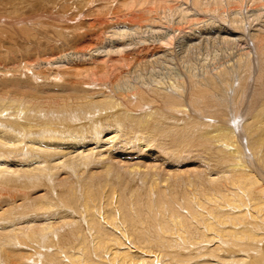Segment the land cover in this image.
I'll return each mask as SVG.
<instances>
[{
  "label": "bare ground",
  "instance_id": "bare-ground-1",
  "mask_svg": "<svg viewBox=\"0 0 264 264\" xmlns=\"http://www.w3.org/2000/svg\"><path fill=\"white\" fill-rule=\"evenodd\" d=\"M9 1L15 2L10 8L16 13H20L19 11L24 8V5L21 6V4H24L22 0ZM44 1H47L48 4L49 2H52L54 5L59 6L58 11L62 13V16H68L71 12V14L73 16L76 15L75 17H78V19L83 17V15L87 16L85 19L83 17V20H80L79 22L74 20L67 22L61 20L62 16L59 17L60 15L57 16V12H54L55 15H50V19L57 21L56 23L51 22L47 18L42 19L40 17L39 20H36V18L34 21L32 17H29L30 19H25V21L19 19L17 22H10V19L3 24L1 23L2 20L0 21V41L3 39L6 41V43L3 41L0 42V53L3 54L6 61H8V53L16 51L18 53L16 58L19 59L17 64L21 63L19 64V67H15L14 69L11 68L12 70H10L9 66H2L0 64V86L10 90L9 77L14 75V72L15 74L18 72V75H20V78L17 77L18 80H22L21 77H25L29 78L24 79L25 82H30L25 83L22 81V84V82H19L20 80H16L19 82H17V88H15L17 84L14 85L17 93L14 95H11L14 92L9 93V96H7V93L5 92H1L0 94V119L6 121L11 116L10 114H12V117L14 116L13 123L15 120L17 122L21 121L22 127L25 130L29 129L26 133L28 136H26L24 135L26 131L23 130V128L21 131L15 128L17 125L16 123L14 127L13 123V125L10 124L11 121H9L10 123L7 121V124L6 122L0 121V184L24 187L28 186L30 180L37 183L38 181H43L44 178H47V181H49L47 182L44 180L45 184L47 183L54 188L56 187L55 180L57 174H59L60 170H66L70 173V180L73 178H79L86 186L84 189L83 201H80L83 205L81 206L78 204L79 199L77 198V193L74 188L71 193L66 192L71 188L67 185L63 187L61 192L59 191L60 196L58 202H55V195L51 194L54 192L51 191H49L50 193L48 195L35 199L36 204L33 206L31 203L33 211L31 210L32 212L29 214L27 213L28 216H23L25 218L19 216L15 217V215L13 216L12 214L14 213V210L17 212L22 206L28 205V208L32 209L30 204H27L26 202L6 210L4 214L0 215V264H34L36 262L31 263V260L41 258L43 253L50 256L51 260L56 258L55 256H64L65 253H61L59 250L54 252V249H51L52 246L49 248L46 247V245H49L51 236H55L60 230L63 228L65 229V227L66 229L68 227L69 230L70 228H76L74 231L79 229V232L82 233L81 244L83 245L79 249L84 250L85 254H87L89 257L87 260L91 261L90 264H264V233H259L258 230L253 229V227H235L227 225V222L229 221H232L233 224L237 223V219L242 216L240 214L242 210L237 214H232V211L230 213L226 211V213H223V209L221 210L222 213H217L218 208H213L214 210H211L212 207L210 211H208L213 214L215 220L211 217H206L209 213L206 212L207 214L205 213V216L201 211L207 218L206 222H202L206 223L208 229L211 231L216 230V226L219 224L225 225L226 227H220L222 228L221 232L223 233V236L224 234L227 235L228 239L227 237L226 239L230 240L229 242H232L236 248L238 247L245 252L247 251L246 253L248 254H240L239 249V251H237V249L235 250V247H231L230 249L225 243L229 252H223V245V248L221 247L222 250L217 246L212 252H209L210 250L207 252L208 255L209 253L213 255L219 252L218 249H220L221 252H223L220 255L223 256L215 255L217 257L212 256L209 259H194L195 256L193 254L191 255L194 256L191 257L193 259H189L184 256L181 257L182 253H179V256L177 255L178 253L175 252V255H169L168 257L167 253H164L161 249L162 247H160L161 251H155L154 245L149 246L151 248L144 246L142 245V243L144 244L142 240H140L135 247H132L130 244L133 240L131 241L129 237H131L133 233L125 230V232L121 231L120 235H115L114 233H116V231H113V233L108 232L103 236L96 235L95 248L97 254L101 251H107L108 255L106 260L108 263L96 258L92 260L89 253L87 236L84 231V227H87L85 221L82 220L84 217L88 218L90 227H103L105 222L101 221L98 216L104 214L103 217L108 220L107 225H109V227H120L117 219H115L116 215H114V213L120 211L121 215H123V219L127 220L124 216L125 212L123 210V206L127 205V203L124 204L127 202L126 199L124 202V195L129 196L128 198L130 200L128 201L131 202L130 207H133L131 214L134 217V206L137 207L142 200L141 196H146L147 194L148 207L151 208L153 211L152 213L155 212L156 215L161 217L163 223L167 224L170 221L174 222L175 217L172 216L173 214H168V207L170 211H174V207L170 203L171 199H168L167 192L170 186L179 184L178 182H180L181 179L184 181V174L182 175V171H174L170 173L166 170V173L164 174L162 171L159 172L158 165L149 164L148 166H145L143 165L144 163L142 164L139 162L126 163L125 165L127 166L128 171L120 166V163L108 165L104 173L106 176H104L105 178L103 179L104 184L99 183L101 182L100 180L99 182H95L101 187L107 188V198L109 199L112 197V199L108 204L110 208L107 209V204H105L101 210L99 209L101 211L99 213V211H97L98 207L94 193V187L96 186L94 180L97 178L99 179V177L95 178V174H90L88 176L86 173L89 168L86 170V167H88L87 164L93 160L97 153L94 148L105 146V144H103L104 139L100 135L103 130L101 129L102 131L100 132L96 126V128H94L96 129L94 131L96 134L94 138L95 145L90 148H84L83 146L89 144L90 141L87 139L83 140L82 137H73L72 135L60 137L64 136L63 127L52 128L50 126V128H48V126L47 129L44 128V130L48 131L45 133L42 132L43 135L38 136L32 134L33 128H31L32 126H30L29 122H25L27 119L24 118V116L29 117L34 114L43 115L46 119L51 118V120L56 117H64L65 119L74 117L77 119L81 114H84V117L90 116L89 118H92L94 111L97 108H100V104H104L107 108L108 104L114 103L115 101L117 103L114 95L108 94V92H105L104 90L107 91V87L112 88L111 84H115L116 86L117 83L111 82L110 79L115 76V71L119 68H125L126 66L125 72L119 73L120 77H115L117 80L121 77L133 80L128 81L127 88L124 90L123 95L133 93L134 96L141 98L153 97L154 99H159V97H170L175 105H177L176 101L181 102L179 109H185L182 112L187 113L190 111L191 114L207 115L209 121L211 120L213 121V124L215 123L214 130H211L208 135L212 137L215 142H219L220 147L222 148L221 151L224 152L227 158H229L230 155L232 156L230 158L232 160L234 159L236 162L234 161L235 163L233 166L231 165V167L224 172L222 171L223 173H220L221 175H218L219 177L215 176V179L210 180V185L213 187L216 185V188L222 192L223 197L231 203L233 201L236 203L238 199L236 198V201L233 200V197L229 196V193H227L229 190H222L221 187H223V184L226 183L225 185L227 187L233 186L238 190L239 188H243L249 197L247 198L245 193H242L243 190L239 191L240 194L238 195H240L242 199L245 197L247 198L244 201L245 205L250 204L255 210L264 213V170H260V168L264 169V0H206V2L202 0H178L179 4L172 7H170L172 4H164L161 2L163 0H158L159 2H156L155 4L157 6L163 5L167 7L163 9H168L173 12L179 19V24L188 23L189 27H193V33H189V35L184 32L185 29H182L184 27H178L179 24L177 23H167V25L163 24L165 22H162L161 25L151 24L145 31H141L142 23L140 24V22L142 19L139 20L138 18L139 21H135L136 18L125 19L122 26H113L108 23L107 15H103L108 14L111 11L110 9L112 5L110 4V6L107 0L88 1L87 3L90 5L87 4L89 10H84L88 7L84 6L87 0H39L35 3H33V1L31 8L44 7ZM70 1L71 3L69 4L71 5V8L69 5H66ZM143 1L144 0H134L132 2L130 0H123L121 2H123V6L132 8L134 4L140 2L141 5V2ZM164 1H166V3L174 4L176 0ZM93 5H95V7L97 5L103 7L94 9ZM92 9L94 10L90 12ZM55 10H57V8ZM17 15L18 14H16V16ZM140 15L137 16L140 17ZM1 17H3V15ZM88 20L89 23H91L89 26L92 28L86 29L83 25ZM20 21H24V23H22L24 25H21ZM156 22L159 23V21ZM101 24L106 26V28L111 27L115 30L112 31L111 36L104 37L105 41L102 40V32L95 34V36L98 35V38L101 41L98 42L97 45L94 44V46H92L93 42H96V40L94 39L95 41H92V44H89L85 39L90 38L91 36L94 38L93 32L96 27ZM118 27H122V30L120 31ZM100 30H102V26ZM209 34L212 37H208ZM57 36L62 40L56 39ZM22 37L26 39L27 44L32 43V39H34V43L38 44H33L36 45L33 46V48L30 47V45H25V42L21 40ZM30 37H32V39ZM79 41H81V43L84 41L83 45L87 42L86 44H88V46H82L84 48L82 50H71V46L77 44L76 42ZM185 41L192 44L190 48L185 51V55H183L182 52L180 53L178 49H176V46L178 44H183ZM53 42L57 43L56 45L51 46ZM58 42H60L59 45ZM19 46H21L22 50ZM64 48L70 50L66 49L63 55L60 56L59 53ZM34 51H37L36 60H31L24 54H20L23 52H26V54H33L35 53ZM42 51H44V53ZM39 54L40 56H38ZM49 55H52V57H49ZM24 56L26 57V61ZM133 60H136V62L132 75L126 70L128 64H133ZM240 72L243 73V75H239ZM101 78L103 79V82ZM11 81L15 83L14 80ZM12 84L10 87L13 86ZM19 85H22L23 87H19ZM207 93H209L208 96ZM212 93L215 95V101L209 100L211 99ZM98 97L102 99H98ZM127 97L130 96L127 95ZM72 98L77 99L72 102L70 100ZM198 98L200 100H198ZM184 100L186 103L182 102ZM200 103L206 105V107L212 108V110H210L211 115L205 113V110L204 113L202 112L204 107H202V110L199 108L197 109V107L201 106ZM174 109L177 108L174 107ZM213 112L216 113L213 114ZM112 129H114V127ZM59 131L61 134L57 133ZM204 137L207 138V134H205ZM108 142L112 144L113 140L111 141L109 139ZM146 145L147 143L143 142L140 146L146 149ZM30 146L33 148H30ZM13 153H16V155H13ZM230 158L229 160H231ZM124 175L131 176L133 182H138V179L143 181L147 178H150V182L149 184L145 182L143 183L145 185L142 184L143 186H146V189L145 187L142 188L141 191L139 190L140 188L135 190L132 189L133 193L129 195L131 192H128L129 189L126 190V188L130 187L133 182L127 183V177ZM23 181L25 183H23ZM99 185L98 187H100ZM143 189H145V194ZM15 190L22 189L16 188ZM199 190L203 192L204 196H207V199L210 198V200L212 194L208 197L210 194H207L208 191L205 192L206 190L204 187L199 189H189L190 195H188V200L190 201L195 198L197 202L199 201L201 206L203 195L201 197L197 195V191ZM256 192H259L258 197L255 196ZM114 197L117 198V201L113 206L111 203L114 202ZM63 200L67 206L63 205L64 203L62 204ZM27 201L30 203L29 200ZM15 202L16 200H13V203ZM59 204L62 205V211L58 207ZM144 204H146V202L143 203V206ZM239 206L240 205H238V207ZM141 208L136 211L141 212ZM208 208L209 207L204 209ZM226 208H224V210ZM52 209H54L55 212H50ZM75 209L78 213L73 211ZM218 210H220V208ZM233 210L235 211V209ZM10 211L12 212L10 213ZM23 211L21 210L17 213ZM82 214H84V217ZM203 215L202 217H204ZM216 219L219 222H217ZM184 226L185 225H183V227ZM204 228L205 227H203V229ZM180 229L182 228L180 227ZM198 229H201L202 232V228L198 227ZM192 230L194 231V228ZM196 232L198 233V231ZM216 232L219 233V229ZM189 234L193 233L191 232ZM211 234H213V232H211ZM259 234L263 235L261 236ZM203 235L206 236L207 234L203 233ZM57 236L58 235H56V237ZM165 237L166 235L164 238ZM216 237L218 238L219 235ZM58 238L60 237L58 236ZM180 239L182 240L181 236ZM191 240L193 239L191 238ZM197 241L199 240L197 239ZM203 241H205V239ZM218 241L220 243L221 240ZM255 241L258 242V244H256ZM182 242L179 243L181 244ZM164 243H166V241ZM188 243L189 242H187V244ZM174 244L176 245L175 242ZM222 244L224 243L222 242ZM162 245L163 244H161V246ZM169 245H171V242ZM165 247L167 248V245ZM171 247H173V245ZM167 249L171 250L170 248ZM179 249L174 248V251H178ZM183 252H185V249ZM66 253L70 255L68 256L73 264H79L77 263L79 262L77 259L78 257L74 255L70 249L66 250ZM185 253H183V255ZM190 254L192 253L190 252ZM199 255L198 257H201V254ZM202 257L204 256L202 255ZM58 260L62 263L64 257L63 261H61L62 259ZM58 262L56 263L58 264ZM64 262L66 263V261ZM41 263L42 262L39 261V263L36 264ZM53 264H55V262ZM68 264L71 263L69 262Z\"/></svg>",
  "mask_w": 264,
  "mask_h": 264
},
{
  "label": "rangeland",
  "instance_id": "rangeland-1",
  "mask_svg": "<svg viewBox=\"0 0 264 264\" xmlns=\"http://www.w3.org/2000/svg\"><path fill=\"white\" fill-rule=\"evenodd\" d=\"M22 1H23L24 4H21V6L24 5V8L21 11H19L21 13V15H20V13H18V12L16 13L14 10H12L10 8L15 3L14 1L0 0V14H1L0 15V21L2 20V22H1L2 24L5 23L7 20H10V19H11L10 22H15V21L17 22V20H19V19L25 21V19H30L29 17H32L33 21L36 18H37L36 20H39V17H40L42 19H46L47 18L51 22L56 23L57 21H55V20L53 21V20L50 19V15H55L54 12H57V14H56L57 16H59V15H60L59 17L62 16L61 15L62 13H60L58 11L59 10V6L54 5L52 2H49V4H48L47 1L46 2L44 1L45 6L44 7L41 6L40 8L37 7L38 8L37 9V8H34V7L31 8V5L33 3H35L36 1H39V0H26V1L22 0ZM40 1H43V0H40ZM88 1H90V0H87L85 2L84 6H88L89 5V3H87ZM107 1L109 2L108 3L109 5L110 4L112 5V6L110 5L111 6V9H110L111 11L108 14H103V15L104 16L107 15L106 17H107L108 23H110L111 25L116 26V27H117V25L122 26L124 24L125 19L128 20V19H135V18H136L135 21H139L140 19H142L141 22H140V24L142 23L141 31H145L151 24H153V25H156V24L157 25H161L162 22L166 23V24L163 23L164 25H167V23L168 24L169 23L170 24H172V23L179 24L178 23L179 19L174 15L173 12L169 11L168 9H166V10L163 9V8H167V7H165L163 5H161V6L158 5L157 6L155 4L156 2H159L158 0H144L143 2H141V5H140V2H138L137 4H134V6L132 8H130L128 6H123V2H121L123 0H107ZM130 1L133 2L134 0H130ZM180 1H184V0H180ZM202 1L206 2V0H202ZM161 2H163L164 4H172V5H170V7H172V6L176 5V4H179L178 0H176L174 2V4L173 3H168V2L166 3V1H164V0L161 1ZM69 3H71V1L68 2V4H66V5H69L70 8H71V5ZM26 5H28V6H26ZM89 6L87 8H85L84 10H89ZM93 6H94L93 7L94 9H96L98 7L99 8L103 7V6H99V5H97L96 7H95V5H93ZM160 7H162V8H160ZM54 8L55 9L57 8V10H55ZM66 8H68V7H66ZM128 8H129V10H128ZM142 8H143V10H142ZM94 9L90 10V12H92ZM157 10H159L160 12L157 11ZM143 11H146V12H143ZM13 12L18 14L17 15L18 17ZM86 12H88V11H86ZM71 13L68 16L63 15L65 17L62 16L61 20L67 21V22L68 21L71 22V21L74 20V21L79 22L80 20H83L82 19L83 17L85 19L86 16H87V15L86 16L83 15V17H80V19H78V17H75L76 15L73 16ZM159 13H160V15H159ZM2 15H3V17H1ZM81 15H82V12H81ZM137 15L138 16L140 15V17H138ZM162 15L164 16V18H163ZM168 15H169V18H168ZM13 16L14 17L16 16L17 19H16V17L14 18ZM173 16H174V18H173ZM67 17H68V19H67ZM74 17H75V19H74ZM132 17H134V18H132ZM89 20H91V19H89ZM89 20L86 21V23H84V25H83L86 29L92 28V27L89 26V25H91V23H89ZM24 21H20L21 25H24V24H22V23H24ZM156 21H159V23L156 22ZM187 24L182 23V24H179L178 27H180V26H181L180 28L184 27L182 29L183 30L185 29L184 32L187 35H189V33L190 34L193 33V29H192L193 27H189V24L188 25ZM105 25H106V22H105ZM101 26H102V30L103 31L100 30ZM97 27H96L95 31L93 32L94 38H93V36H91L90 38H86L85 39L89 44L92 41L96 40V42H93V44L91 43L92 46H94V44L97 45L98 42L101 41L98 38V35L95 36V34H97L98 32H102V37H103L102 40H104V37L111 36L112 31L115 30V29H113L111 27H107L106 28V26H103L102 24L98 25ZM175 27H177V26H175ZM118 28H119L120 31L122 30V27H118ZM93 30H94V28H93ZM208 37H212V36L209 34ZM30 38L32 39V37H30ZM59 38H60L59 36L56 37V39H59ZM21 40L23 42H25V45L27 44V41H26L25 38L22 37ZM59 40H62V39H59ZM59 40H57V41H59ZM2 41L4 43H6V41L4 39L1 40L0 42H2ZM87 42H85V44ZM56 43L53 42V44H51V46L56 45ZM76 43L77 44H74V45L71 46V48H70L71 50H82V49H84L83 48L84 46H88V44H86V45L84 44L83 45L84 41L82 43H81V41L76 42ZM33 44L37 45L38 43H34V39H32V43H28L27 45H30V47L33 48V46H36V45H33ZM59 44H60V42H58V45ZM191 44L192 43H187L185 41L183 44H178L176 46V49H178V51L180 53L182 52V54L185 55V51H187L190 48ZM19 47L21 49V46H19ZM51 48H53V47H51ZM66 49L67 48H64L63 50H61L59 55L62 56L64 51H66ZM70 49H67V50H70ZM54 51H56V50H54ZM42 52L44 53V51H42ZM20 54H22V55L24 54L26 57H29V59H31V60H36L37 59V57H36L37 56V51L35 53H33V54H31V53L26 54V52H23V53H20ZM16 56H18V53L16 51H11V53L10 52L8 53V58H9L8 61H6V58L3 56V54L0 53V58H2V59H0V64L2 66H4V65L9 66L10 70L14 69L15 67H19V64H21V63L17 64L19 62V59L16 58ZM38 56H40V54ZM26 57H25V61H26ZM49 57H52V55H49ZM136 60H133V62H132L133 64H131V63H130L131 65L128 64L130 66L127 65V70L126 71H129V74L130 73L132 74ZM122 69L119 68L117 71H115V73H114L115 76L110 79L111 82H116L117 83L116 86H115V84H111L112 88H108L107 87L106 88L107 91L104 90L105 92H108V94H113L114 95L115 99L117 100L118 105H117L116 101L114 103L108 104L107 108H106V106H104V104H100V108H97L94 111L92 118H89L90 116L84 117V114H81L78 117V118H81V119H78V118L75 119L74 117L65 119L64 117L63 118L62 117L57 118L56 116H54L57 119L53 118V120H51V118H49V119L47 118L46 119L43 115H40V114H34L32 116H29V117H25L24 116V118L27 119L25 122L26 123L29 122L30 126H32L31 128H33L32 129V131H33L32 134L41 136V135H43L42 132L45 133V132L48 131V130H44V128L47 129L48 126H49L48 128H50V126L52 128L63 127L64 131L63 130L62 131L64 132V136H60V137H65V135H66V137H67V135H72L73 137H82L83 140L87 139L90 142H89V144L84 145L83 146L84 148L85 147L86 148H90V147L95 145V143H94L95 139L94 138H95L96 134H95L94 131L96 129H94V128H96V126H97V129L100 130V132L103 130L100 135L104 139L103 144H105V146L95 147L94 148L97 153L94 156L93 160H91L87 164L88 167H86V170H88L87 168H89L88 172L86 173L88 176L90 174H95L96 175L95 178L99 177V179L97 178L96 180H94V182L95 181L99 182V180H100L101 182H99V183L104 184L103 179L106 177L104 175V173H105V170H106L107 166L111 165V164H113V165L114 164H118V163H120L119 165L122 166L127 171H128V168L125 165L126 163H137V162H139V163H142V164L144 163L143 165H145V166H148L149 164L158 165L159 172L162 171V173H164V174L166 173V171L170 172V173H172L174 171H176V172L182 171L183 172L182 175L184 174L183 175L184 176L183 177L184 181H183V179H181L180 182H178L179 184L170 186V188H169V190L167 192L168 199L169 200L171 199L170 203L174 207V211H170L169 207H168V214H173L172 216L175 217L174 222L170 221L167 224L163 223L161 217L156 215L155 212L152 213L153 211L151 210L150 207H148L149 205H148V201H147V199H148L147 194H146L147 197L142 194L144 196V199H143V196H141L142 200L138 204L139 206L138 205H137V207L134 206V210H135V212H133L134 213V217L131 214V212L133 211L132 210L133 207L132 206H131L132 208L130 207L131 202L128 201V200H130L128 198L129 196H125L124 195V197H123L124 202H125V199L127 201L124 204L127 203V205L123 206V210L125 212L124 216L127 218V220L123 219V215H121L120 211H116L114 213V215H116L115 219H117L118 224H119L120 227H109V225H107L108 220L104 219V217H103L104 214H100V216H98V218L101 221L105 222V224H103V227H90V222H89L88 218L84 217V214H82V216L84 217V219H82V220L85 221V224L87 226V227H84V231H85V235L87 236L89 253L91 255L92 260L94 258H96V259H99L100 261L103 260L106 263H108L107 260H106V257L108 255L107 251H101L99 254H97V250L95 248V236L96 235L103 236V235H105L108 232L109 233H113V231H116V233H114L115 235L116 234L120 235L121 231L125 232V230H127L128 232H132L133 233V235L131 237H129L131 241L133 240L131 242V244H130L132 247H135L140 242V240H142L144 242V244L142 243V245H144V246H148L149 247L151 245L152 246L154 245V250L155 251H158V252L161 251L160 247H162L161 249L164 251V253H167L168 257H169V255H175L176 254L175 252H177L178 253L177 255H179V256L182 253L181 257L184 256V257L189 258V259H193L191 257H194V256H195L194 259H196V258L209 259L212 256L217 257L215 255H220L224 251H228L229 250V249H227V247H230V249H231V247L233 248V247H235V245L232 242H229L230 240H227L228 239L227 235L224 234L225 237L223 236V233L221 232L222 228H220V227H226L225 225L218 223L219 225L216 226L217 229L211 231V230L208 229L207 224L202 222V221H204V222L207 221L206 217L213 218V214L211 212H209L211 207H212L211 210L220 208V210L217 209V213L218 212L220 213L222 209H223L222 212L224 211L223 213H226V212L230 213L232 211L231 212L232 214L240 213L241 210H242V212L240 213L242 216H241V218L237 219V223L233 224L232 221H229V222H227V225L235 226V227L236 226L237 227H251V228L253 227V229H257L259 233H262V232L264 233V213H261V212L255 210L254 207L252 205H250V204H246L245 205L244 201L249 196H247L248 194L243 190V188H239V190H238V189H236V187H233V186H232L233 188L232 187H227L225 185L226 183L223 184L224 188L221 187L222 190H224V189L229 190V192H227V193H229V196L233 197V200H235L237 198L238 200L237 199L236 200L239 202V204H238V202L236 200H235L236 203L233 200H232L233 202L231 203L229 200L224 198L222 192L219 191L216 188V185H215V187L210 185V180L215 179V176L221 175L225 170L230 168L231 165L233 166V164L236 162L234 159L232 160L230 158V157H232L230 155H229V158L231 160H229V158H227V156L224 154V152L221 151L222 148L220 147L219 142H215V140L208 135L211 132V130L212 131L214 130V124L215 123L213 124V121H211V120H210L211 121L210 122L208 117H207V115L191 114L190 111H188L187 113L182 112L185 109L183 107H181V108H183V110L179 109L180 108L179 106H181V102L180 101H176L177 105H175L170 97H161V98L159 97V99L158 98L154 99L153 97H142L141 98V97H138V96H134L133 93H127V94L123 95L124 90L127 88L128 81H133V80L132 79L128 80L127 78H126L127 79L126 80V79H124L122 77L119 78L118 80L115 79V77L116 78L120 77L119 73L125 72L126 66H125V68L123 67ZM130 70H132V71H130ZM13 74L14 75H11L13 77H11V76L9 77V79H10L9 85L11 86V84L13 82L11 80H14L15 83L13 82V84H12L13 86L12 87L9 86L10 90H7V88H5V87L2 88L0 86L1 87L0 88V94H1V92H5V93H7V96H9V93H13L14 92L13 94H11V95H14L15 93H17L15 88L18 87V83L19 82L21 83L22 81L25 82L24 79H29V78L21 77L22 80L19 79L20 80L19 81L17 79V77L20 78V75H18V72L16 74L14 72ZM239 75H243V73L240 72ZM14 78H16V79H14ZM16 80H18L19 82L16 81ZM101 80L103 82L102 78H101ZM23 82H22V84H23ZM50 82H52V81H50ZM25 83H30V82H25ZM14 85H16L15 88H14ZM19 87H23V86L19 85ZM167 94H169V93H167ZM50 95H52V94H50ZM127 95H129L130 97H127ZM208 95H209V93H207V96ZM207 96H205V97H207ZM118 98H120V99H118ZM126 98H127L128 101L126 100ZM75 99H77V98H72L70 100L72 102H74ZM98 99H102V98L98 97ZM130 99L133 102H131ZM139 99H141V100H139ZM164 100L165 101L167 100V101L165 102ZM198 100H200V99L198 98ZM209 100H214L215 101V95H213V93L211 94V99H209ZM169 101H171V102H169ZM122 102H124V103H122ZM182 102L186 103L185 100L182 101ZM169 103L172 104V105H170ZM111 104H113V105H111ZM200 105H201L200 106L201 108L197 107V109L199 108L200 110H202L203 109L202 107H204L202 112L204 113L206 111L205 113H209L211 115V113H210V110H212L211 107H206V105H204L202 103H200ZM173 106L176 107L177 109H174ZM176 110H177V112H176ZM215 113L216 112H213V114H215ZM10 115L11 116L9 117V119L12 118L11 120H9L7 118L8 120H6V121H2L1 119H0V121L1 122H6V124H7V121H8V123H10L9 121H11L10 124L11 125L14 124L13 125L14 127L17 124L15 128L21 131L22 128H23L22 125H21V121L17 122L15 120V122L13 123V120H14L13 117L14 116L12 117V114H10ZM21 118H22V115H21ZM211 125L213 126V128H212ZM19 126H21V127H19ZM113 127H114V129H112ZM117 127H120V128H117ZM23 130H25V129L23 128ZM27 130H29V129H26L25 130L26 132L24 131L25 132L24 135H26V133L28 132ZM35 130H37V131H35ZM39 130H41V131H39ZM57 133L61 134L60 131L57 132ZM205 134H207V136H208L207 138L204 137ZM26 136H28V135H26ZM109 139L111 141L113 140L112 144L108 142ZM83 140H81V141H83ZM143 142L147 143L146 149L144 147L140 146V145H142ZM30 148H33V147L30 146ZM13 155H16V153H13ZM224 158H225V160H224ZM170 170H172V171H170ZM260 170H264V169L260 168ZM70 171H71V169H70ZM124 176L127 177V183L133 182V178L131 176H128V175H124ZM218 177H216V178H218ZM70 178H71V176H70L69 171L67 172L66 170H60L59 174H57V176H56V180H55V186L56 187H54V188L51 187L47 183L45 184L44 180L47 181V178H44L43 181L40 180L37 183L33 182V180H30V183H28V186H24V187H22V186L14 187V186L0 184V215L4 214L5 211L10 209L11 207H16V205H20V204H23L24 202H26L27 204H30V207L32 209H29L28 205H26V206H22V208L20 207V209H18V211H17V212H19L21 210L22 211L24 210L25 212L23 211L21 213H17L14 210L13 212L14 213L16 212V213L12 214L13 216L15 215V217L19 216V217L25 218L23 216H28V214L33 211V206L36 204V200L35 199H38V198H40L41 196H44V195H48L50 193L49 191H51V192L55 193V194L51 193L52 195H55V198L57 200V201L55 200V202H58V198L60 196L59 194H60L61 190L63 189L64 186H67V185H69L71 188H70V190H67L66 192L67 193H71L73 191V188H74V190L77 193V198L79 199V203L78 204L82 206L83 204L80 203V201H83L84 189H85L86 186L84 185V183L79 178H73L71 180H70ZM114 180H115V177H114ZM96 182H95L96 186L94 187V189H95L94 193H95V197H96V204H97V207H98L97 211H99V213H100L101 212L100 210L105 206V204H107V206H106L107 209L110 208L108 204L110 203L112 197L108 199L107 198V195H108L107 188L101 187ZM144 182L149 184L150 178L144 179L143 181H140V179H138V182L135 181V182L132 183V185L130 187L126 188V190L129 189L128 192H131V193H129V195L132 194L133 190H135L137 188H140L139 189L140 191L144 187L146 189V186H143V185H145V184H143ZM23 183H25V182L23 181ZM98 185L100 187H98ZM201 187L205 188V190H206L205 192L208 191L207 194H210V195H208V197H210L211 194H212V197H213V198L211 197V200H210V198H208L209 199L208 200L207 196H204L203 192H201L200 190L197 191V195L199 197H201L203 195L202 196L203 199H201V201L203 200L202 201V205L205 206V207H203L202 205L200 206L199 201L197 202V200L195 198H193L190 201L188 200V195H190L189 189L190 188H194V189L198 188L199 189ZM211 187L214 188V189H212ZM16 188L17 189H22V190H15ZM98 188H100V189H98ZM145 189H143L144 190V194H145ZM226 190H225V192H226ZM242 190H243L242 193H245L247 198L245 197L244 199H242L241 196L238 195V194H240L239 191H242ZM218 191L221 192V193H219ZM235 195H237V196H235ZM255 196L258 197L259 196V192H256ZM219 197H222V198H219ZM205 199H206V201H205ZM212 199H215V200H212ZM225 199H226V201H225ZM13 200H16V202L13 203ZM27 200H29L30 203ZM116 201H117V198L114 197V202L111 203V204L114 206ZM145 202H146V204H144V206H143V203H145ZM31 203L33 204V206L31 205ZM63 203H64V200L62 201V204ZM60 204L58 205V207L61 210L62 209V205H60ZM219 204L221 206L223 205L225 207H223V206L221 207ZM237 204L242 206V207L239 206L240 207L239 208ZM63 205L67 206L65 203ZM207 205H209V206H207ZM218 205H219V207H218ZM141 206H142V208H141ZM231 206L233 207V209H235L236 212L232 209ZM138 207H140L143 211L142 210H141V212L140 211H136V210L140 209ZM146 207H147V210H146ZM207 207H209V208L208 209H204V208H207ZM235 207H237V208H235ZM24 208H26V209H24ZM197 208H198V210H197ZM224 208H226L227 210L226 209L224 210ZM13 209H15V208H13ZM228 210H230V211H228ZM73 211L77 212L76 209L73 210ZM147 211L150 212V213H148ZM201 211L204 213L205 216H206L207 213H209V215H211V216H209L207 214V216L205 217ZM11 212L12 211H10V213ZM50 212H55V210L52 209V211L50 210ZM201 214L204 217H202ZM136 215L138 216V219H137ZM152 216L156 220L153 219ZM245 216H246V219H245ZM179 217H181V218H179ZM213 219L215 220V218H213ZM157 220H159V221H157ZM155 221H156V223H155ZM180 221H182V222H180ZM216 221L219 222L217 219H216ZM134 222L135 223L138 222V223L135 224ZM180 225H182V226H180ZM183 225H185V226L183 227ZM229 226H227V227H229ZM171 227H173V228H171ZM180 227L182 229H180ZM192 227L194 228V231L192 230L193 229ZM198 227L202 228V232H201V229H198ZM203 227H205L204 229L206 231L203 229ZM164 228H165V230H164ZM185 228H187V229H185ZM67 229L65 227V229L63 228L62 230L59 231V233L56 234L60 238H58V236L56 237V235L55 236H51V238H50L51 241L49 242V245L48 244L46 245V247H49V248L52 246L51 249H54V252L59 250V251H61V253H65L64 256H55L56 258L51 260L50 256H48L46 253H43L41 255V258H38V259L35 258V259L31 260L32 261L31 263H33V262L39 263V261H40V262H42L41 264H48V263L49 264H53L54 262H55V264H57L56 262L59 261L58 264H66V263L68 264L69 262L71 264H73L72 260H70V257H69L70 255L68 253H66V250L70 249L71 252L78 257L77 259L79 260V262H77V263H79V264H90L91 261L87 260L89 258L87 256V254H85L84 250H80L79 249L83 245V244H81L82 243V239H81L82 233L79 232L78 228H77L78 230H76V231H74L76 228L75 229L70 228V230H69V228L67 227ZM160 229H161V231H160ZM218 229H219V233L216 232ZM174 230H176V231H174ZM182 230H183V233H184L185 236L183 235ZM184 230H186V231H184ZM195 230L198 231V233L199 232L200 233L198 234ZM63 231H65V232H63ZM165 232H167V233H165ZM191 232L193 234H189ZM211 232H213V234H211ZM173 233L174 234L176 233L175 236H174ZM203 233L207 234L206 235L207 237L204 236ZM208 234H209V237H208ZM210 234H211V236H210ZM165 235H166L167 238L166 237L164 238ZM218 235L221 238L218 237L219 238L218 239L216 237ZM259 235L262 236L263 234H259ZM169 236H173L174 238L175 237L176 238L179 237V238H177V240H176V238L174 239L173 237H169ZM180 236L182 237L183 242L180 239ZM192 236H194V237H192ZM198 236H199L200 239L198 238ZM142 237H143V239H142ZM210 237H212V238H210ZM226 237H227V239H226ZM171 238H173V239H171ZM186 238H188L189 240L186 239ZM191 238L193 240H191ZM163 239L166 241V243H164L165 241ZM197 239L199 241H197ZM202 239L203 240L205 239V241H203ZM190 240H191V242H190ZM218 240H221L220 243H219ZM256 241H255V243L258 244V242H256ZM170 242H171V245H169ZM174 242L176 243V245L174 244ZM179 242H182V243L180 244ZM187 242H189V243L187 244ZM222 242L224 244H222ZM183 243H184L185 246L183 245ZM225 243L227 244V247H226ZM228 243L229 244L232 243V244H230L231 246ZM40 244H41V242H40ZM161 244H163V245L161 246ZM166 245H167V248H170L172 251L167 249L165 247ZM172 245H173V247H171ZM180 245H183L185 248L183 246H180ZM222 245H223L224 248L226 247L225 250L222 247ZM158 246H159V248H158ZM186 246H188V247H186ZM217 246L221 250L223 248V252H221V250L218 249V251L220 253L217 252V253H215L213 255L209 253V255H208L207 252L209 250H210L209 252H212L215 249V247H217ZM63 247H64V249H63ZM163 247H164L165 250L163 249ZM149 248H151V247H149ZM174 248H176V249L180 248L181 250L179 249L178 251H176V250L174 251ZM182 249L183 250L185 249V252L186 251L187 252L186 253L183 252ZM234 249L235 250L237 249V251L240 250L239 251L240 254L241 253L244 254V253L247 252V251L245 252L244 250H241L238 247L237 248L235 247ZM168 250H169V254H168ZM133 251H135V250H133ZM171 252L174 253V254H172ZM190 252L192 254H190ZM183 253H185L186 255L185 254L183 255ZM193 254H194V256H191ZM199 254H201V257H198ZM246 254H248V253H246ZM202 255L204 257H202ZM220 256H223V255H220ZM60 257H62V258H60ZM63 257H64V261H66V263L63 261ZM58 259H62L61 261H63V262L61 263L60 260H58ZM214 259H216V258H214ZM54 260H56V261H54ZM97 262H99V261H97ZM36 263H34V264H36Z\"/></svg>",
  "mask_w": 264,
  "mask_h": 264
}]
</instances>
